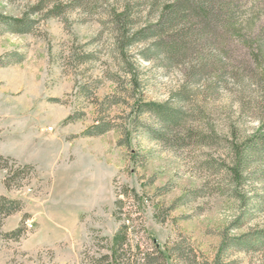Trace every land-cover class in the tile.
Wrapping results in <instances>:
<instances>
[{"label": "rangeland", "instance_id": "374dc122", "mask_svg": "<svg viewBox=\"0 0 264 264\" xmlns=\"http://www.w3.org/2000/svg\"><path fill=\"white\" fill-rule=\"evenodd\" d=\"M136 1L148 2L135 5L137 26L168 4L152 12L151 0ZM36 2L0 0V14L19 17ZM122 2L101 0L59 17L40 12L28 33L0 22V196L19 202L0 224V264H264V249L221 251L226 237L264 227V213L243 218L224 174L206 167L227 157L225 149L173 148L141 125L133 129L137 96L103 22L105 8ZM137 48L128 51L136 94L167 100L181 73L141 61ZM245 93L229 84L203 101L195 90L186 107L203 103L199 126L225 134L234 123L247 134L258 122L257 106L240 104ZM99 121L110 129L84 135ZM140 121L151 122L146 114ZM251 188L260 186L249 182L242 193Z\"/></svg>", "mask_w": 264, "mask_h": 264}, {"label": "trees", "instance_id": "16d2710c", "mask_svg": "<svg viewBox=\"0 0 264 264\" xmlns=\"http://www.w3.org/2000/svg\"><path fill=\"white\" fill-rule=\"evenodd\" d=\"M100 1L37 0L19 17L0 14V22L8 32L28 33L37 22L34 16L40 12L44 18L59 17L67 10L88 9ZM165 1L168 4L157 17H147L141 26H137V12L133 10L135 5L148 2L123 0L119 6L104 10L103 22L109 25L114 38L113 51L128 75L132 97L137 96L130 114L133 129L141 125L151 137L173 148L220 145L227 157L219 162L206 160V167L224 174L231 186V195L240 199L244 207L243 218H251L255 211L264 213V0ZM160 2L151 0L149 10L157 12ZM132 47H138L136 53L141 61L166 72L177 69L181 73L177 87L167 100L143 101L136 94L140 83L129 59L128 51ZM15 55L19 56L18 61L22 58L20 54ZM229 84L246 92L248 98L240 101L243 109L253 103L257 106L258 126L247 134L241 133L234 123L227 126L225 134H218L213 127L199 126L195 122L200 123L207 115L203 103L198 102L191 111L186 107L195 97V90L206 101ZM143 114L149 116V124L140 121ZM110 127L99 121L89 126L84 135H100ZM130 131L124 129L125 141ZM249 182L258 183L260 188H251L248 196L242 189ZM18 209L17 200L0 196V224ZM18 232L21 229L7 235ZM228 247L243 251L264 249V227L226 237L221 251ZM156 249L164 256L159 247Z\"/></svg>", "mask_w": 264, "mask_h": 264}, {"label": "built area", "instance_id": "2783aa9c", "mask_svg": "<svg viewBox=\"0 0 264 264\" xmlns=\"http://www.w3.org/2000/svg\"><path fill=\"white\" fill-rule=\"evenodd\" d=\"M30 226V225H29Z\"/></svg>", "mask_w": 264, "mask_h": 264}]
</instances>
